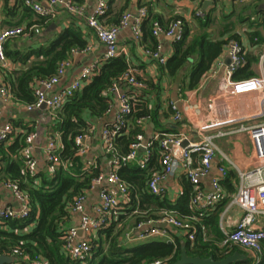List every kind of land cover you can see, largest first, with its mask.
<instances>
[{"label": "crops", "instance_id": "crops-1", "mask_svg": "<svg viewBox=\"0 0 264 264\" xmlns=\"http://www.w3.org/2000/svg\"><path fill=\"white\" fill-rule=\"evenodd\" d=\"M40 1L43 5L46 4L44 0ZM71 1L81 7L80 12L69 13L62 5H58L54 16L45 17L40 16L32 10H30L31 15L25 13L22 6L19 7V1L0 0V30L7 26L16 25L27 27L36 24L40 27L38 33H33L27 37L18 36L8 40L5 44V49L8 51H25L28 48H36L42 44L45 45L63 28L70 25L79 27L82 37L86 41L84 47L90 48L72 57L70 66L66 68L64 75L51 92L67 86L87 64L101 60L105 50L103 44L96 38L93 29L86 23L87 16L92 13L98 0ZM6 5H15L16 10H14V13H7L5 10ZM106 5V13L100 18L105 24H112L118 21L125 11H131L135 14L139 7H144L148 17H154L164 25L176 17L182 18L184 24L188 26L192 34L200 37L202 32H205L209 36L208 41L226 39L230 34L234 33L237 35L235 39L241 44L248 61L250 58L249 68L253 73L252 76L264 75V41L258 43V40H255L257 38L255 36L264 38V0H106ZM198 10L202 11L203 18L205 16L209 18L206 26L199 24L197 17L200 16L196 15ZM40 18L43 19L42 23L37 22L38 20L40 21ZM30 22L32 23L29 24ZM226 26L229 30L226 29ZM253 33H256V35ZM146 40L141 43L135 41L132 22L127 27L122 28L117 36V47L127 58L129 67L132 68L136 78L151 83L150 87L147 86L145 90L147 98L146 104L148 108L155 112L156 117H150L144 122L142 126L144 137L149 139L150 136L157 132H175L179 130L188 132L189 134L191 133L194 136L192 132L194 129H202L207 133H215L217 131L228 133L216 139L217 152L212 158L208 173L201 179V186L204 189H209L211 179L219 177L218 166L222 165L226 169V175L221 179L224 197L217 205L210 209V211L216 209L215 211L218 212L216 230L221 234L220 241L217 240L220 246L226 232L233 228L235 222L243 214V210L238 204L231 203V199L237 194L241 185V176L258 166V162L253 157L248 134L235 130L241 123H255L264 120V98L252 93L242 94L236 97L218 94L219 80L225 75L226 71L224 68L228 58L226 44L210 68H216V74H211V70L209 69L197 86L187 88L184 85L186 75L191 67L190 64L198 61V56L194 55L188 58L189 60L178 71L176 77L170 78L160 71L159 65L153 58L144 54V48L149 47L151 44L148 38ZM155 40L161 46L159 51L161 56L167 59L173 52L174 39L160 35ZM34 59L35 57L32 56L28 62ZM8 61L6 69H2L0 66V85L5 83L3 70H18L27 66L18 61H11L10 58H8ZM220 62L223 65H219ZM112 99L110 110L105 112L102 117L92 119L90 139L86 142L89 146L86 161H95L100 157L103 160L101 172L105 174L108 172V165L107 156L102 150L101 130L104 126L112 123L115 118L118 102L115 97H112ZM171 102L175 103L178 111L182 115L179 121L173 119ZM210 103H212L211 107H208ZM27 104L15 98L10 101H4L0 96V129L6 123H10L16 131L9 141L3 145L6 148L14 143L16 139H23V136L25 139L24 133L26 131L33 133V156L37 160L36 172L44 171L50 173L47 169L44 146L49 135L56 132L59 133V131L54 129V119L49 116L46 107L28 110L26 107ZM139 152L142 153L141 150ZM11 157H13L12 153ZM197 158L198 155L194 154V165L197 163ZM157 160V165L153 164L152 169L156 167L161 169L159 159ZM5 165V161H1L0 153V206L17 207L18 203L13 192L3 183L5 179H11L5 171ZM36 182L38 183L39 180ZM105 186H108V184L103 180L100 184H95L87 192L84 202V211L87 214H93L92 206L98 201L99 192ZM161 186L165 189V193L162 195L172 202L180 200V197L183 196L186 189L185 187L189 186V198L187 201L188 214L191 215L195 212L189 207L192 186L186 178L182 167H176L171 175L162 180ZM134 189L135 199L139 201V191L137 187ZM166 210H176L178 215L182 214L178 209ZM187 215L185 214L184 216ZM79 219L80 213H71L68 221L69 226L78 224ZM132 221L131 214H128L123 217L120 224H124L126 228H130L132 227ZM195 223H199V220ZM33 226L34 224H31L24 231L30 230ZM200 226L204 235L205 231H207L208 238H215L210 228H205L201 224ZM166 229L167 236H157L154 238H165L167 242H171L173 234L184 243L183 241L186 235L182 231L168 227ZM135 242L125 241L123 244ZM237 247L238 250L234 252L246 256L244 259L237 261L242 262L252 258L254 262L252 261L251 264H258L260 258L262 256L264 258V240L261 242L262 253L258 261L254 259L249 251L240 246Z\"/></svg>", "mask_w": 264, "mask_h": 264}, {"label": "built area", "instance_id": "built-area-1", "mask_svg": "<svg viewBox=\"0 0 264 264\" xmlns=\"http://www.w3.org/2000/svg\"><path fill=\"white\" fill-rule=\"evenodd\" d=\"M23 3L30 10L40 16L52 17L56 13L58 5L69 13L81 11L78 4L71 0H44L45 5L40 0H15ZM106 0H98L96 7L86 18L87 25L93 29L96 38L104 46L102 59L84 66L71 82L61 89L51 92L59 83L67 67L72 62V57L87 51L90 47L73 48L68 58L61 61L56 72L48 78L39 79L33 84L35 101L26 105L28 110H34L44 103L48 109L49 116L55 120L57 113L63 105L80 90L82 86L94 76L102 61L121 54L117 47V36L122 28L127 27L132 22L133 37L135 41L141 43L142 30L141 24L147 17V11L144 7H139L133 14L131 11H125L116 23L105 24L101 21L106 13ZM197 16L203 17L201 10L196 12ZM40 27L36 24L31 26H7L0 30V66L6 69L8 58L5 54V44L8 40L18 36H30L38 33ZM184 32V20L176 17L166 25H162L155 20L151 26V34L157 39L160 35L172 37L174 41L180 40ZM257 40V38H255ZM160 44L156 42L154 47H145L144 54L153 58L158 65L165 63L166 58L160 54ZM226 53L229 58L225 68V75L219 80L218 94H226L236 97L242 94H256L264 98V75L250 76L247 78L233 79L232 74L239 67L247 64L248 59L245 52L236 39H230L226 43ZM219 65H223L222 62ZM211 74H216V68L210 69ZM147 83L144 80L136 78L131 67H128L118 79L107 89L106 94L115 97L118 102V109L112 123L106 125L101 130L102 150L107 156L108 172H100L92 180V186L100 184L103 180L108 186L103 187L98 196V201L92 206V215L84 211V202L87 192L81 193L76 197L73 204L69 207L70 212L80 213L78 224L69 226L63 235V248L68 255L77 261L84 262L91 255L92 238L95 237L96 230L116 221L121 215L124 204L129 201L128 184L117 173V169L126 163L135 161L139 167L145 168L151 155V147L154 141L159 143V164L160 170H154L150 173L147 187L154 194H164L165 189L161 182L165 177L171 175L176 167H182V170L192 186L189 207L195 211L191 215H178L176 210H163L156 219H145L135 223L131 228L122 233V241L135 242L151 239L157 236H167V227L180 230L193 240L195 236V222L199 220L201 213L209 212L218 201L224 197V191L221 185V179L226 175L224 166H218L219 177H214L210 181V188L204 189L201 185V179L208 173L211 167V161L217 152L216 139L222 137L227 132L217 131L207 133L202 129H194L193 134L185 131L175 132H157L149 139L144 137L143 132L136 134L130 150L125 154H120L115 149V137L120 130L127 125V116L135 109L139 96L147 89ZM0 96L4 101H10L15 98L10 91V87L4 83L0 85ZM208 104V107H211ZM112 105L107 109L110 110ZM173 109V119L181 120V113L178 111L174 102H171ZM150 116H142L135 120V124L142 129L144 122ZM91 131L81 133L74 138L77 147V155L83 156L88 153V144ZM235 131L246 132L250 138L252 153L258 166L241 176V185L237 194L231 199V203L238 204L242 210V216L235 222L233 228L226 232L220 246L229 247L232 245L240 246L249 251L256 261L259 260L262 253L261 242L264 240V120L255 123H241ZM15 129L10 123H6L0 129V142L7 143L11 136L15 134ZM24 143L19 151L23 166L30 173H36L37 160L33 156L34 134L25 132ZM59 133L49 135L44 146L46 154L47 169L53 173L60 165H66L59 157V150L62 146ZM142 151L140 153L139 151ZM198 155L197 163L194 165L193 155ZM95 165V161H86L85 167L89 169ZM4 185L9 188L18 203L17 207L0 206V221L2 219H25L30 211V203L27 194L20 189L16 181L5 179ZM199 216V217H198ZM164 224L163 227L160 225ZM117 226H121L120 222ZM85 232V237H77L78 230ZM126 239V240H125ZM11 256L14 259L6 264H21L22 261L29 264H47L40 255H35L29 259L28 254L19 247L11 249ZM166 259H155L146 264H166Z\"/></svg>", "mask_w": 264, "mask_h": 264}, {"label": "trees", "instance_id": "trees-1", "mask_svg": "<svg viewBox=\"0 0 264 264\" xmlns=\"http://www.w3.org/2000/svg\"><path fill=\"white\" fill-rule=\"evenodd\" d=\"M20 6L25 13L31 15L28 7L21 2ZM5 10L7 13H14L15 5H6ZM197 18L202 26H206L209 22V18L206 16ZM145 19L141 24V40L147 41L148 38L151 43L150 47H154L156 40L151 34V26L153 21L159 20L148 17V14ZM42 21L43 19L40 18V21L37 22L42 23ZM159 23L161 22L159 21ZM226 29L229 30L227 26ZM253 34L256 35V33ZM236 37L237 35L233 33L226 39L208 41L207 33L202 32L198 37L196 34H192L188 26L184 24L181 39L174 41L172 54L164 64L159 65V69L168 77L175 78L178 71L189 60L188 58L194 55L198 56V61L190 64L191 67L184 81L185 87L193 88L209 71L228 40ZM255 37H257L258 43L264 41V38ZM85 44L86 41L82 37L79 27L70 25L56 33L45 45L28 48L25 51L5 49V54L11 61L27 65L18 70H3L5 83L10 87L15 99L33 103L35 101L33 84L39 79L53 75L58 64L70 56L73 48L81 49ZM32 56L35 59L28 62ZM250 62L249 58L247 64L234 71L232 78L241 79L252 76L253 73L249 68ZM128 67L129 62L122 53L103 60L97 73L80 90L76 91L57 113L54 129L60 133L62 146L59 150V157L66 164L65 166L60 165L53 173L44 171L30 173L24 168L19 155L24 143V136L23 139H16L6 148L4 143L0 142L1 161L6 163L5 171L10 176V180L16 181L20 189L27 194L30 203V211L25 219H2L0 221V254L10 255L13 247H19L28 254L29 259L40 255L47 264H146L155 259H166V264H172L178 259L182 242L177 236L172 234L171 242H167L165 238H152L123 244L122 233L128 228L124 224L117 226V223L128 214H131L133 218L131 223L133 226L141 220L156 219L160 211L165 209H178L183 216L189 213L187 206L189 186L185 187L183 196L176 202L170 201L162 194L150 192L147 187L151 167L159 159L158 141H154L151 147L150 159L145 168L139 167L135 161H132L117 169L118 175L128 184L129 201L124 204L122 213L116 221L96 230L95 237L91 241V255L86 258V261L83 263L72 259L63 248V235L69 227L68 221L71 216L69 207L77 196L91 188L92 180L102 171L103 163V160L98 157L95 160V165L87 169L85 167L87 155H77L74 138L92 130L90 129L92 119L104 115L113 101L112 96L106 94V91L118 77L127 71ZM146 83L150 87L151 83ZM146 100V92H142L135 109L127 116L126 127L120 130L115 137V149L118 153H127L136 134L143 132L135 124L137 118L147 115L152 118L156 117L155 112L147 107ZM11 153L13 157H11ZM154 170L160 169L156 167ZM135 187L139 191V201L135 199ZM215 210L201 213L200 217L198 216L199 223H194L196 229L193 240L188 239L187 236L184 237V241L182 240L188 255L199 257L212 255L214 259L218 260L238 250L235 245L229 247L218 245L217 240L220 241L221 234L216 230L218 212ZM214 211L215 213H213ZM31 224L34 226L30 230L24 231ZM200 224L205 228H210L215 238H208L207 231L204 235ZM262 257L258 264H264ZM252 261L251 258L230 264H251ZM21 264L29 263L22 261Z\"/></svg>", "mask_w": 264, "mask_h": 264}, {"label": "water", "instance_id": "water-1", "mask_svg": "<svg viewBox=\"0 0 264 264\" xmlns=\"http://www.w3.org/2000/svg\"><path fill=\"white\" fill-rule=\"evenodd\" d=\"M227 63H229V58H227ZM45 107L46 106L43 103L40 108H45ZM160 226L163 227L164 224H161ZM77 237L79 238L85 237V232L79 229L77 232ZM245 257H246L245 255L240 254L238 252H233L232 254H229L226 257L218 260L214 259L212 255L206 257L191 256L187 254L185 244L182 243L179 257L172 264H230L237 260L244 259ZM13 259L14 257L11 255L0 254V264L10 263Z\"/></svg>", "mask_w": 264, "mask_h": 264}]
</instances>
